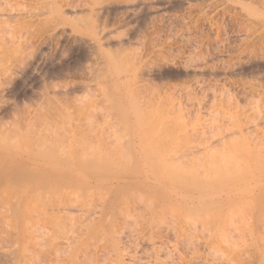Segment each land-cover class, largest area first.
I'll return each instance as SVG.
<instances>
[{
	"label": "rangeland",
	"instance_id": "rangeland-1",
	"mask_svg": "<svg viewBox=\"0 0 264 264\" xmlns=\"http://www.w3.org/2000/svg\"><path fill=\"white\" fill-rule=\"evenodd\" d=\"M257 14L264 0H0V168L70 170V182L60 175L67 182L60 193H75L86 208L119 196L122 213L126 203L185 182L245 187V208L248 195L264 198V17ZM132 178L144 185H128ZM117 181L128 187L113 196L108 185ZM167 193L156 219L183 204ZM192 194L185 193L199 195ZM139 208L131 210L137 224ZM81 213L71 212L75 228ZM98 237L89 244L103 253ZM166 237L171 246L173 234ZM91 245L85 252L101 261ZM191 256L180 261L171 252L167 262L206 264L205 255ZM240 256L233 264H264Z\"/></svg>",
	"mask_w": 264,
	"mask_h": 264
},
{
	"label": "bare ground",
	"instance_id": "bare-ground-1",
	"mask_svg": "<svg viewBox=\"0 0 264 264\" xmlns=\"http://www.w3.org/2000/svg\"><path fill=\"white\" fill-rule=\"evenodd\" d=\"M257 16L264 17V14H257ZM42 169L41 166L0 168V264H103V262L107 264H132L131 262L173 264L176 262L174 258L167 262L171 252L177 254L180 261H189L190 255L195 257V260L205 255L206 264H233V258L241 259L242 254L248 257L254 256L256 257L254 259L260 262L263 260L264 198L262 191H259L257 195L254 193L248 195L252 197L251 200L246 196L245 199H249V202L248 207L245 208L246 203L242 205L239 202L245 195L242 199L239 193H243L246 188H239L238 184L208 182L173 184L174 186H168L167 190L177 192L174 198L176 200L179 198L184 205L179 203L180 201H175L183 207L176 205L175 211H172L171 215L168 214L170 216L166 214L168 219L165 217L156 219L155 216L158 213L166 210L163 204L170 203L169 200L172 198L169 196L171 192L168 194L167 190L162 197L143 199L145 201L130 204L134 208L126 203V206H123L126 208V213L120 210L115 212L118 209L119 196L111 198L108 195L110 198L106 197L98 206L86 208V204L79 202L81 199L72 197L75 193L72 195L67 193L68 191L60 193L63 185L67 183H62L60 175L71 177L70 170L56 171L57 173L49 171L48 174L47 171L43 173L44 169ZM95 175L88 173L85 176L88 179H94ZM144 178L138 180L132 178L133 181L129 180L131 184L127 183L132 186L144 185ZM82 182L84 184V180ZM125 183L123 184L127 188ZM87 184L89 183L85 182L86 188H88ZM121 184L117 181L108 186L113 192H117L120 191ZM119 187L120 189H117ZM54 190H59L56 192L60 194L53 195L54 197L49 196ZM195 191L199 195L195 197L185 195ZM116 192L113 196L117 195ZM139 206L144 209L143 214H140L143 222L137 224L134 223L133 212L140 209ZM73 208L85 216L84 223L80 220L83 224H80V229L77 225V230L76 225L73 226L72 223L75 221L71 220L74 217L71 216ZM116 214L121 216V225L117 223ZM132 217L134 219H131ZM73 229L79 232V237L74 238ZM118 229L120 230L117 231ZM168 233L174 236L171 246L170 241L168 244L167 240L163 241ZM98 236L104 239L102 246L106 244L103 253L97 250L100 256L102 254L101 261L99 257H94L91 251L85 252L91 245L90 241H96V238L99 239ZM144 243L148 247L145 249L146 256L142 257L138 250ZM180 245L183 249L179 248ZM93 247L95 252L97 245ZM130 248L133 249L130 250Z\"/></svg>",
	"mask_w": 264,
	"mask_h": 264
}]
</instances>
